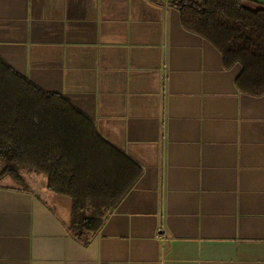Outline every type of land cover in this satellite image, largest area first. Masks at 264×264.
<instances>
[{"label": "crops", "instance_id": "0c3cea01", "mask_svg": "<svg viewBox=\"0 0 264 264\" xmlns=\"http://www.w3.org/2000/svg\"><path fill=\"white\" fill-rule=\"evenodd\" d=\"M169 1L0 0V57L142 169L87 245L0 181V264H264V93Z\"/></svg>", "mask_w": 264, "mask_h": 264}, {"label": "trees", "instance_id": "16d2710c", "mask_svg": "<svg viewBox=\"0 0 264 264\" xmlns=\"http://www.w3.org/2000/svg\"><path fill=\"white\" fill-rule=\"evenodd\" d=\"M169 3L179 10L185 29L220 50L225 68L241 64L235 79L240 91L264 93V4L255 0ZM0 163V178L9 175L22 183V170L43 174L48 191L69 197L70 216L63 223L85 245L142 171L66 98L36 86L1 57Z\"/></svg>", "mask_w": 264, "mask_h": 264}, {"label": "rangeland", "instance_id": "374dc122", "mask_svg": "<svg viewBox=\"0 0 264 264\" xmlns=\"http://www.w3.org/2000/svg\"><path fill=\"white\" fill-rule=\"evenodd\" d=\"M1 168V163H0ZM23 182H16L11 176L6 175L0 178V181L7 185L18 186L31 189L41 197L47 199L59 212L64 220L68 219L71 211V200L64 195L53 194L46 188V177L43 174H37L28 170L21 171Z\"/></svg>", "mask_w": 264, "mask_h": 264}]
</instances>
